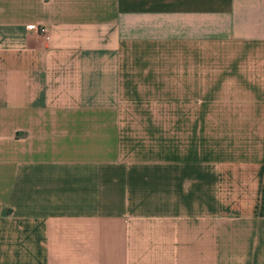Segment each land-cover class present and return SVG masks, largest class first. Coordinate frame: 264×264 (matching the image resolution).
<instances>
[{
	"label": "crops",
	"instance_id": "crops-1",
	"mask_svg": "<svg viewBox=\"0 0 264 264\" xmlns=\"http://www.w3.org/2000/svg\"><path fill=\"white\" fill-rule=\"evenodd\" d=\"M0 264H264V0H0Z\"/></svg>",
	"mask_w": 264,
	"mask_h": 264
},
{
	"label": "built area",
	"instance_id": "built-area-1",
	"mask_svg": "<svg viewBox=\"0 0 264 264\" xmlns=\"http://www.w3.org/2000/svg\"><path fill=\"white\" fill-rule=\"evenodd\" d=\"M38 32H39V34H41L43 37H44V39H46L47 40V31H46V29L45 28H41V27H38Z\"/></svg>",
	"mask_w": 264,
	"mask_h": 264
}]
</instances>
